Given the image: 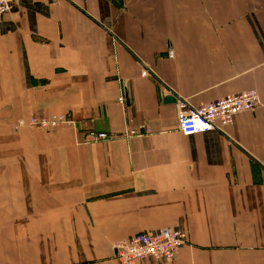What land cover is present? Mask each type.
I'll use <instances>...</instances> for the list:
<instances>
[{
    "label": "crops",
    "instance_id": "crops-1",
    "mask_svg": "<svg viewBox=\"0 0 264 264\" xmlns=\"http://www.w3.org/2000/svg\"><path fill=\"white\" fill-rule=\"evenodd\" d=\"M251 90L264 106V0L15 5L0 17V264H120L116 242L164 229L186 237L176 259L138 264H264V107L185 136L163 99ZM60 116L76 127L33 125Z\"/></svg>",
    "mask_w": 264,
    "mask_h": 264
},
{
    "label": "built area",
    "instance_id": "built-area-1",
    "mask_svg": "<svg viewBox=\"0 0 264 264\" xmlns=\"http://www.w3.org/2000/svg\"><path fill=\"white\" fill-rule=\"evenodd\" d=\"M26 1L29 0H0V17L11 12L15 5ZM152 74V70L148 68L143 72L145 77L152 76ZM174 97L176 98L178 130L185 136L208 134L214 131L224 132L237 115L264 107L259 94L254 90L228 96L200 107H193L186 100ZM119 103L125 106V98L121 97ZM23 123L20 121L19 126ZM33 125L46 130L58 126L76 127V123L65 116L53 118L48 122L34 120ZM140 133L127 131L125 136L130 138L139 136ZM92 136L94 141H104L110 137L107 133H97ZM186 242L185 235L175 229L139 233L116 242L115 258L120 264H138L147 258L170 262L176 259L179 250Z\"/></svg>",
    "mask_w": 264,
    "mask_h": 264
},
{
    "label": "water",
    "instance_id": "water-1",
    "mask_svg": "<svg viewBox=\"0 0 264 264\" xmlns=\"http://www.w3.org/2000/svg\"><path fill=\"white\" fill-rule=\"evenodd\" d=\"M163 99H164V103H169V104H174L175 103L176 104V98L173 95L168 94L166 92H164Z\"/></svg>",
    "mask_w": 264,
    "mask_h": 264
},
{
    "label": "rangeland",
    "instance_id": "rangeland-1",
    "mask_svg": "<svg viewBox=\"0 0 264 264\" xmlns=\"http://www.w3.org/2000/svg\"><path fill=\"white\" fill-rule=\"evenodd\" d=\"M37 128L42 129V130H46V129L40 128V127H38V126H37ZM49 130H50V129H49ZM15 237H18V236H15Z\"/></svg>",
    "mask_w": 264,
    "mask_h": 264
}]
</instances>
